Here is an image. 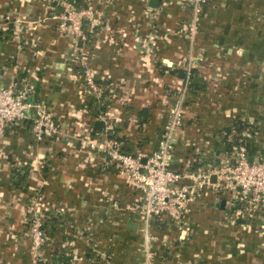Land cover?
Returning a JSON list of instances; mask_svg holds the SVG:
<instances>
[{
  "label": "crops",
  "instance_id": "1",
  "mask_svg": "<svg viewBox=\"0 0 264 264\" xmlns=\"http://www.w3.org/2000/svg\"><path fill=\"white\" fill-rule=\"evenodd\" d=\"M65 1L91 11L85 41L60 31ZM151 1L0 0V88L29 86V101L60 130L37 140L30 109L5 134L0 264H145L136 211L143 193L109 151L90 144L146 157L156 151L190 58L206 62L190 71L196 87L174 135L172 168L235 164L242 136L250 159L264 160V0L208 1L193 41L186 37L193 0H160L155 8ZM99 120L103 130L95 128ZM36 198L48 237L38 256L29 236ZM187 208L180 224L151 220L153 264H264V207L250 212L236 194L204 191Z\"/></svg>",
  "mask_w": 264,
  "mask_h": 264
},
{
  "label": "built area",
  "instance_id": "2",
  "mask_svg": "<svg viewBox=\"0 0 264 264\" xmlns=\"http://www.w3.org/2000/svg\"><path fill=\"white\" fill-rule=\"evenodd\" d=\"M193 19L187 25L186 37L193 41L197 35L202 7L210 0H193ZM64 13L59 24L62 33L73 34L79 41H85L84 19L92 16L91 11L77 10L71 2H63ZM197 62L205 63L203 58H190L188 76L175 103L169 108L168 122L158 149L149 157L142 153L128 155L115 145L91 142V148L98 152H108L111 160L130 175L132 182L143 193L142 201L136 204L141 215V232L145 238L147 258L145 264H153V255L148 251L154 238L150 234V222L154 218L165 217L180 224L187 215L188 205L198 198L200 192L210 191L217 195L236 194L239 203L247 210L257 213L264 207V160L250 161L248 146L242 143L236 150V163L216 168H198L176 171L173 164L174 135L184 125V106L191 87V69ZM85 81L90 91L98 92V87L90 72L85 73ZM32 89L9 86L0 88V156L2 141L7 130L29 117L30 109L35 111L33 133L37 140L45 136H58L60 130L47 110L30 101ZM212 176L216 181H212ZM41 201L36 198L29 212V236L36 256L45 248L48 237L44 231V216H41Z\"/></svg>",
  "mask_w": 264,
  "mask_h": 264
},
{
  "label": "trees",
  "instance_id": "3",
  "mask_svg": "<svg viewBox=\"0 0 264 264\" xmlns=\"http://www.w3.org/2000/svg\"><path fill=\"white\" fill-rule=\"evenodd\" d=\"M174 73L175 74H177L179 77H181V78H184V76H185V73L184 72H182V71H178V72H176V71H174ZM193 76V75H192ZM192 78V77H191ZM192 80H193V78H192ZM192 80H191V88H195L196 87V85H194L193 83H192ZM100 106H101V104H98V103H95L94 105H92V107H93V109L92 110H95L96 109V114H100V112L101 111H103L102 109H103V106H102V108H100ZM246 137H241L240 138V140H238V142L236 143V142H234V146L235 147H239L242 143H246ZM196 167H194V169H195ZM13 176H14V186H18V182L20 181V180H22V178L19 176V173H13ZM55 222V220L54 219H52L51 218V220H50V224H53ZM45 226H47V224L45 225V222H44V231L46 232V229H45ZM46 234H47V232H46Z\"/></svg>",
  "mask_w": 264,
  "mask_h": 264
},
{
  "label": "water",
  "instance_id": "4",
  "mask_svg": "<svg viewBox=\"0 0 264 264\" xmlns=\"http://www.w3.org/2000/svg\"><path fill=\"white\" fill-rule=\"evenodd\" d=\"M159 2H160V0H152L151 1V6L152 7H158L159 6ZM95 128L96 129H98V130H103L104 128H105V122L104 121H97L96 123H95ZM250 161H253V160H251L250 159ZM215 176L214 177H212V181H215ZM223 205H224V203H222V207H223ZM129 228H131V229H134V227H132V225L130 224L129 225Z\"/></svg>",
  "mask_w": 264,
  "mask_h": 264
}]
</instances>
